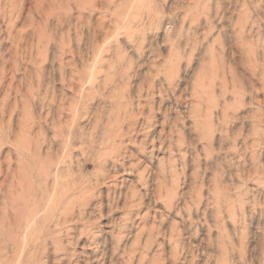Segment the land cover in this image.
Instances as JSON below:
<instances>
[{
  "label": "rangeland",
  "instance_id": "374dc122",
  "mask_svg": "<svg viewBox=\"0 0 264 264\" xmlns=\"http://www.w3.org/2000/svg\"><path fill=\"white\" fill-rule=\"evenodd\" d=\"M0 264H264V0H0Z\"/></svg>",
  "mask_w": 264,
  "mask_h": 264
}]
</instances>
